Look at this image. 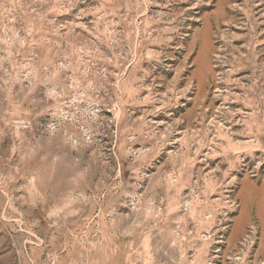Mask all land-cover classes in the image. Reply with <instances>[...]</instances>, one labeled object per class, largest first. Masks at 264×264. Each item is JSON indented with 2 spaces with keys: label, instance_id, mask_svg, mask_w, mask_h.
Instances as JSON below:
<instances>
[{
  "label": "rangeland",
  "instance_id": "374dc122",
  "mask_svg": "<svg viewBox=\"0 0 264 264\" xmlns=\"http://www.w3.org/2000/svg\"><path fill=\"white\" fill-rule=\"evenodd\" d=\"M0 264H264V0H0Z\"/></svg>",
  "mask_w": 264,
  "mask_h": 264
}]
</instances>
